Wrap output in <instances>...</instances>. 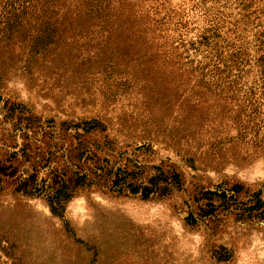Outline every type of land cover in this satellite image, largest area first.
<instances>
[{"label":"rangeland","instance_id":"1","mask_svg":"<svg viewBox=\"0 0 264 264\" xmlns=\"http://www.w3.org/2000/svg\"><path fill=\"white\" fill-rule=\"evenodd\" d=\"M31 29L20 40L21 55L0 59V160L7 144L22 142L15 129L18 112L9 117L15 103L29 108L41 119L43 131L54 133L66 148L75 132L65 131L62 123L100 118L109 129L93 136L95 140L104 145L108 136L115 153L140 165H176L183 186L150 200L117 196L94 186L67 205L66 221L73 231L68 234L43 198L16 195L13 184L6 181L0 192L4 233L0 264H264V219L231 209L194 226L185 220L203 203L202 193L218 185L227 189L241 184L245 190L240 202L250 203L253 192L264 199V92H198L189 103L176 102L177 94L166 93L163 104H158L157 92L149 101L137 89L112 93L114 86L104 81V75L89 73L95 65H86L89 55L78 43L48 45L33 59L28 42L42 29ZM98 153L115 154L106 147ZM21 170L32 173L28 165ZM146 173L147 177L154 171ZM7 231L17 239L16 251H6L5 241H15L5 235ZM17 253L19 259H13Z\"/></svg>","mask_w":264,"mask_h":264},{"label":"trees","instance_id":"2","mask_svg":"<svg viewBox=\"0 0 264 264\" xmlns=\"http://www.w3.org/2000/svg\"><path fill=\"white\" fill-rule=\"evenodd\" d=\"M182 3L0 0V59L13 53L21 55V38L29 35L32 27H38L42 31L28 42L33 59L48 45L78 43L89 55L86 65H95L89 73L104 75V81L114 86L112 93L137 89L149 101L151 94L157 92L161 95L158 104H163L167 101L166 93L188 94L189 98L176 95L174 100L189 103L188 99L198 92H264V0ZM5 104L10 103L6 100ZM16 112L19 117L15 129L22 142L17 147L5 146V157L0 160V192L5 190L7 181L13 184L16 195L43 198L51 215L63 222L68 234L73 231L66 221L67 205L94 186L141 200L164 198L183 186V175L176 165H140L122 157L121 152L115 153V143L108 136L104 145L95 140L93 136L109 129L100 118L62 123L65 131L75 132L73 142L66 148L56 141L54 133L43 131L41 119L29 108L14 103L9 117L13 119ZM142 146L154 147L147 143ZM104 147L115 154L101 157L98 152ZM23 165L31 167L32 173L25 174L21 170ZM149 170L154 173L146 177ZM41 171L46 172L45 177L40 176ZM244 190L239 183L227 189L218 185L215 190H206L199 199L203 203L185 218L187 225H197L199 220L211 219L220 210L231 209L263 220L261 193L253 192L250 203H244L239 199ZM1 229L0 238L4 235ZM12 233L5 234L15 238L5 241L7 252L16 251L17 239ZM18 255L12 258L19 259Z\"/></svg>","mask_w":264,"mask_h":264}]
</instances>
